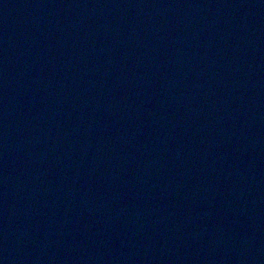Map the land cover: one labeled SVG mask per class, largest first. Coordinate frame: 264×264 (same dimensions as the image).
Segmentation results:
<instances>
[{
  "label": "water",
  "instance_id": "95a60500",
  "mask_svg": "<svg viewBox=\"0 0 264 264\" xmlns=\"http://www.w3.org/2000/svg\"><path fill=\"white\" fill-rule=\"evenodd\" d=\"M263 245L264 0H0V264Z\"/></svg>",
  "mask_w": 264,
  "mask_h": 264
}]
</instances>
